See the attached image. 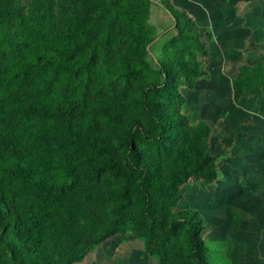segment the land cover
I'll return each instance as SVG.
<instances>
[{
	"label": "rangeland",
	"instance_id": "1",
	"mask_svg": "<svg viewBox=\"0 0 264 264\" xmlns=\"http://www.w3.org/2000/svg\"><path fill=\"white\" fill-rule=\"evenodd\" d=\"M127 1L141 12L139 38L131 37L119 49L110 47L107 57L101 52L94 55L88 73L46 70L43 76L52 82L50 115L73 123L76 108L67 100L115 95L118 117L146 124L141 97L148 85L154 86L149 96L164 126L163 138L159 145L135 141L139 163L155 184L149 192L151 210L167 218L189 216L199 229L206 264H247L246 247L253 232L261 233L258 226L264 216V86H235L233 81L240 67L264 56V13L243 22L248 37L238 39L235 46L214 32L205 33L204 25L211 23H188L201 28L197 40L180 32L174 16L190 13L180 0H175L176 6L170 0ZM250 1L264 7V0ZM13 26V21L7 25ZM226 42L228 46L222 47ZM125 64L141 71L127 77ZM95 123L80 151L61 146L60 160L68 166L57 168V173L65 198L88 207L101 198L111 203L105 231L115 217L124 177L102 170L98 159L107 157L123 165L126 151L108 118L97 116ZM91 186L99 189L98 200L83 194ZM128 199L121 233L89 247L78 263L194 264L184 226L166 240L143 214L132 184ZM78 226L84 227L83 220Z\"/></svg>",
	"mask_w": 264,
	"mask_h": 264
},
{
	"label": "trees",
	"instance_id": "2",
	"mask_svg": "<svg viewBox=\"0 0 264 264\" xmlns=\"http://www.w3.org/2000/svg\"><path fill=\"white\" fill-rule=\"evenodd\" d=\"M174 18L180 32L194 40L202 36L201 28L188 25L193 21L189 15ZM10 21L14 22L12 28L7 27ZM142 26L141 12L127 0H0V264L78 263L89 247L121 233L130 184L143 214L156 224L163 238L170 240L184 226L193 263L206 264L199 229L189 216L167 218L151 210L149 192L155 184L139 163L135 141L159 145L163 138L164 126L149 96L154 86L148 85L141 97L146 124L118 117L115 95L92 101L67 100L76 108L73 123L50 115L52 82L43 76L46 70L72 68L74 75L88 73L94 55L101 52L107 57L110 47L119 49L131 37L139 38ZM240 70L235 86H264V56ZM140 71L124 66L127 77ZM97 116L109 119L126 151L123 165L107 157L98 159L102 170L124 177L115 217L105 231L111 203L101 198L88 207L68 195L65 198L57 173V168L68 166L60 160L61 146L80 151L90 138L89 130L96 127ZM83 194L96 196L94 200L102 197L95 186L85 188Z\"/></svg>",
	"mask_w": 264,
	"mask_h": 264
},
{
	"label": "crops",
	"instance_id": "3",
	"mask_svg": "<svg viewBox=\"0 0 264 264\" xmlns=\"http://www.w3.org/2000/svg\"><path fill=\"white\" fill-rule=\"evenodd\" d=\"M171 2L176 6L175 0H170ZM180 2L190 11L188 15L193 21L211 23L204 26L214 32L219 39L231 41L235 46H239L241 42L238 39L248 37L247 30L241 27L243 22L251 21L254 14L264 13V7L261 8L263 4H256L250 0H180ZM221 46L227 47V42ZM258 227H261V233L257 232L255 235L253 232L250 245L246 247L247 264H264V216L262 224Z\"/></svg>",
	"mask_w": 264,
	"mask_h": 264
}]
</instances>
